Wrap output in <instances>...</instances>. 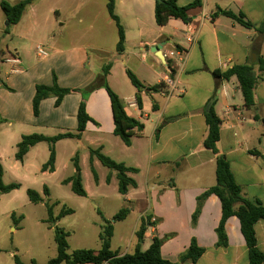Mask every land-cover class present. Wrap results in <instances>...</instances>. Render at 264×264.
<instances>
[{
  "label": "crops",
  "instance_id": "0c3cea01",
  "mask_svg": "<svg viewBox=\"0 0 264 264\" xmlns=\"http://www.w3.org/2000/svg\"><path fill=\"white\" fill-rule=\"evenodd\" d=\"M0 1L16 4L23 0ZM190 1L180 0L179 5L184 6ZM201 1L202 7L189 11V22L170 19L166 25L159 26L155 19L156 0H115L116 14L126 37L125 50L119 53L116 50L118 28L108 13V0H34L27 5L18 24L27 15L21 37L30 40L32 32L43 35L51 50L49 57L45 58L48 62L28 69L18 47L7 57L13 54L20 60L21 72L9 73L5 81L0 82L13 89L12 93H5L4 89L0 91V112L8 118H15L20 126L38 133L48 128L60 129L62 133L75 131L82 96L79 92H72L57 108L56 99L47 98L41 102L40 115L36 118L32 109L36 85H52L53 72L64 88L84 89L88 85H97V75L102 74L107 65L103 62L111 59V68L105 79L122 100L127 114L144 125L143 131L132 138L130 146L121 140L125 149L120 147L118 154L123 158L112 156L114 151L107 150L100 138L92 141V145L101 148L105 155L138 170L137 173H128L137 187L122 195L119 206V210L127 205L130 207L129 215L121 221L131 219L125 252L113 250L111 240V248L119 256L134 253L141 220L150 216L152 226H147L142 251L150 247L154 237H169L161 248V255L177 263L195 239L204 254L196 263L186 260L182 264H249L248 247L237 217L229 218L226 223L227 246H217L216 229L222 217V206L216 195L209 196L204 202L194 226L192 216L197 208V198L216 184L219 155L228 160L242 195L264 206V73L258 65L260 59L264 61V31L258 29L264 20V0ZM218 8L243 14L245 20L257 28H246L226 16L213 19ZM73 20L76 23L70 24ZM81 30L97 39L96 44H91V50L98 52V61L101 62L97 69L89 67L87 46L65 44L62 39L77 35ZM55 34L59 39L53 37ZM189 36H194L196 41L188 42ZM158 45L165 62L153 52ZM176 50L183 52L182 61L167 58L169 51ZM240 65L253 66L258 76L253 108L245 106L236 77L226 80L213 74ZM127 70L132 71L146 87L160 86L157 91L140 92L141 108L136 101L138 90L129 80ZM169 79L174 88L168 83ZM9 93L13 96L6 103L3 97ZM210 103H214V110L221 120L216 155L204 146L208 132L204 110ZM87 112L97 125L88 122L82 139L89 130L96 135H114L111 101L105 89H95L91 93ZM256 115L261 120H256ZM38 145L30 149L22 163L17 161L22 168L29 167L31 162L27 158ZM126 159L132 161L130 166ZM98 161L94 158L93 165ZM57 170L55 164L53 173L42 172V166L39 172L48 176L56 174ZM139 176L145 177L144 187L137 181ZM113 177L111 172L110 182ZM99 195L103 202L107 201L105 192L101 191ZM99 212L111 220L119 211L111 216ZM12 215L20 223L15 212ZM255 231L257 247L264 253V221L256 224ZM114 234L115 226L112 239Z\"/></svg>",
  "mask_w": 264,
  "mask_h": 264
},
{
  "label": "trees",
  "instance_id": "16d2710c",
  "mask_svg": "<svg viewBox=\"0 0 264 264\" xmlns=\"http://www.w3.org/2000/svg\"><path fill=\"white\" fill-rule=\"evenodd\" d=\"M34 0H23L16 4H11L7 1H0V6L9 21L10 24H18L23 17L27 5L31 4ZM180 0H162V2L156 3L155 7V19L159 26L166 25L170 19H180L183 22H189V11L195 8L203 6L201 0H192L188 4L179 5ZM115 0H108L107 10L111 19L116 23L118 28V42L116 46L117 52L121 53L125 50L126 37L125 29L120 22L119 16L116 14ZM218 16H226L241 24L246 28H257L253 23L246 21L243 14H235L232 11L218 8L212 15L215 19ZM258 29L264 31V20L259 25ZM13 55V54H12ZM259 68L264 73V61H258ZM111 64H107L103 69V75L107 77ZM214 76L222 77L226 80L231 77H236L244 98L245 106L247 108L255 107L254 90L257 84L258 76L254 71V67L251 65L235 66L228 71L221 73L215 71ZM53 82L52 85L38 84L35 87V95L32 101V109L34 117L38 118L40 115L41 102L47 98H55V107H59L64 98L72 92L81 93L82 100L79 104L77 120L78 126L74 132L60 133L55 136H46L43 134H29L22 136L20 142L17 144V151L15 153V160L22 163L30 151V149L40 143H47L49 145V159L42 166V172L53 173L55 171L56 164V143L61 140L75 139L81 140L84 132L86 131L88 122L97 123L91 118L87 112V100L90 96V92L86 89H69L61 87L58 83V78L55 72L52 73ZM127 76L132 85L138 90L136 95L137 105L141 108L142 101L140 92L146 90L147 92L157 91L160 86L146 87L137 76L130 70H127ZM3 88L8 91H13L4 82L1 83ZM96 85H90L88 88L95 89ZM106 90L110 101L114 120V135L119 137L125 145L130 146L132 138L141 133L144 129V125L138 120L130 117L122 103L120 97L115 91L108 85L107 81L102 87ZM156 108V106H155ZM206 123L208 125V132L204 140V146L206 149L212 151L215 155L218 154L217 142L220 139V125L221 120L217 116L214 110V103H210L204 110ZM256 120H261L258 115L255 116ZM264 124V120L262 119ZM97 158L103 166L116 173L118 180V191L121 195H126L130 188L137 187L136 181L128 176V173H137L138 170L132 167H127L124 163L117 162L109 156L102 153V149H90V164L91 170L96 182H98V175L93 167V160ZM73 165L77 174L64 180L63 183L71 185L72 191L81 197H87V192L82 185V176L80 173L79 165V153L72 159ZM216 166V184L204 192L197 198V208L192 216L193 226L197 223V220L201 214L204 202L211 195H216L222 206V217L220 223L216 229L218 236V247L227 246V235L225 226L229 218L237 217L241 224V232L245 238L248 247L249 264H264V253H262L257 247V237L255 226L258 222L264 221V206L259 201H251L242 195L241 187L236 182L233 173L231 171L230 164L225 156L219 155L217 157ZM4 168L0 163V198L5 194H9L20 188V184L11 183L6 185L3 180ZM111 180V173L107 176V182ZM28 198L32 203L38 204L43 202V197L37 191L33 189L27 190ZM44 194L49 195V190L44 186ZM72 209L62 210L60 214L55 218L53 215V206H48L49 221L56 223L60 218L73 214ZM103 220L101 226V232L99 239L101 242V248L99 250L94 249H77L72 253H69V234L62 228L54 227V240L57 245V256L49 260L46 264H182L186 260H190L192 263H196L204 254V249L199 247L196 240L193 239L187 251L181 256L180 262H172L164 259L161 255V248L164 242L167 240L154 237L152 244L146 251L141 250V243L144 240L147 226L151 225V217L147 216L141 220V225L136 232L138 244L134 253L119 256L118 252H115L111 248V240L114 233V223L121 222L127 218L130 213V207L127 205L119 210V212L111 219H105L98 211ZM14 222L18 225L19 221L12 215ZM22 216L19 220H22ZM15 264H25L19 256L14 255ZM31 264H37L32 261Z\"/></svg>",
  "mask_w": 264,
  "mask_h": 264
},
{
  "label": "rangeland",
  "instance_id": "374dc122",
  "mask_svg": "<svg viewBox=\"0 0 264 264\" xmlns=\"http://www.w3.org/2000/svg\"><path fill=\"white\" fill-rule=\"evenodd\" d=\"M23 19L20 24H10L0 6V81H5L6 77L10 75V64H7L5 60L16 47L20 48L19 53L23 59L24 66L28 69L48 62V60L38 56L37 46H41L49 55L51 54V50L47 47L43 35L39 34V32H32L33 36L30 40L21 37L20 31L23 29V25L27 24V15ZM75 23V20L70 22V24ZM86 33L85 30H81L79 34L67 37L69 41L65 37L62 39L65 40V44L73 43L87 46L90 58L89 67L97 69L101 64L98 61L99 54L91 50V44H96L97 39L95 36ZM53 37L59 39L57 34ZM115 38L117 40V32ZM100 46L103 45L100 44ZM110 61L111 59H107L103 63L108 64ZM1 90L5 93L13 92L3 88L0 84ZM11 96L13 95L10 94L7 97H3V101L8 103L11 100ZM33 130L20 126L15 118H8L0 112V163L4 168L3 180L6 185L11 183L21 185L15 192L3 195L0 198V264H15L14 255L19 256L25 264H31L32 261L37 264H46L57 256V245L54 240L55 226L64 229L70 235L69 252L77 249L99 248L101 246L99 234L103 220L98 211H101L104 215L111 216L113 212L117 213L119 211V206L123 201V196L118 191L116 173L98 161L97 165H93L99 178V183H97L90 164V148H98L92 145V141L96 140V138H100L103 141L107 146V150L112 149L114 151V153H111L112 156L123 158L118 154L120 147L125 149L120 138L105 133L96 135L89 130L80 141H60L56 145L57 173L42 176L39 171L41 166L49 159V145L41 143L34 148L27 158L31 162L29 167L22 168V165L15 160L17 142L20 140V136L23 134L27 135V133L55 136L62 133V131L56 128H48L42 131L43 133H38ZM77 152H79L82 185L88 193L87 197L78 196L72 191L71 185L63 183L64 180L77 174L71 162V158ZM103 153L105 152L103 151ZM130 162L132 161L126 159L128 166H130ZM111 172L114 177L108 184L106 179ZM137 181L143 187L145 186V177L139 176ZM44 186L49 188V195L43 193ZM28 189H33L40 193L43 196V202L32 203L28 198ZM101 191L107 194L106 202H103L99 195ZM48 206H53L55 218L63 209H72L74 213L60 218L54 224L49 221ZM14 212L18 218L23 216L19 225L12 218ZM114 226L115 234L112 239V248L115 251L119 250L121 253L125 252L128 246L126 240L131 232V219L114 223ZM83 246L86 248H81Z\"/></svg>",
  "mask_w": 264,
  "mask_h": 264
},
{
  "label": "built area",
  "instance_id": "2783aa9c",
  "mask_svg": "<svg viewBox=\"0 0 264 264\" xmlns=\"http://www.w3.org/2000/svg\"><path fill=\"white\" fill-rule=\"evenodd\" d=\"M187 41L190 43H193L196 41V38L194 36H189V37H187ZM37 50H38V56L40 58L45 59V58L49 57V53L47 51L43 50V48L41 46H37ZM166 56L170 60L178 59L179 61H182L184 58L183 52H181L179 50L169 51ZM5 61H6V63L10 64V66H11V68H10L11 74H17V73L21 72L20 68L18 67L21 64V62L15 55H11ZM168 83L174 88V84L172 83V81L170 79L168 80Z\"/></svg>",
  "mask_w": 264,
  "mask_h": 264
},
{
  "label": "water",
  "instance_id": "95a60500",
  "mask_svg": "<svg viewBox=\"0 0 264 264\" xmlns=\"http://www.w3.org/2000/svg\"><path fill=\"white\" fill-rule=\"evenodd\" d=\"M156 1H158V2H162V0H156ZM160 50H161V46H160V45H158V46H156V47L153 48V52L156 53L157 56H158L162 61L165 62V57L160 53ZM98 80H99V82H98V84L96 85L95 89L102 88L103 85L105 84V81H106L105 76H104L103 74H100V75L98 76ZM0 82H1V81H0ZM95 89H93V88H88V87L86 88V90L89 91L90 93H92Z\"/></svg>",
  "mask_w": 264,
  "mask_h": 264
}]
</instances>
